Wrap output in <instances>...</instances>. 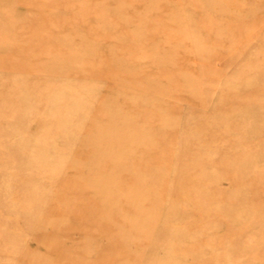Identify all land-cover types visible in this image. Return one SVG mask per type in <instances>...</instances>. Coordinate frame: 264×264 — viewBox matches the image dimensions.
Segmentation results:
<instances>
[{"label":"rangeland","instance_id":"1","mask_svg":"<svg viewBox=\"0 0 264 264\" xmlns=\"http://www.w3.org/2000/svg\"><path fill=\"white\" fill-rule=\"evenodd\" d=\"M154 1L162 9L157 8L155 17L145 19L144 25L139 22L132 27L142 26L144 35L140 42L146 39L147 33L153 36L151 46L142 45L140 51L147 55V61L154 60L163 47L175 55L166 59L162 67L150 64L144 67L152 75L170 72L173 76L191 79L195 85L189 84L187 87H191L180 91L182 94L173 91L166 96H154L131 89V80L116 77L109 70L88 78L76 71L74 63L63 66L55 59L48 65V71L60 68V74H36L43 79L42 83L37 77L32 81L39 84L38 90L47 91L54 84L61 88L59 91H51L42 98H27L22 91H12L14 107L5 115L7 120L0 124V153L14 154L10 164L0 166V264H202L207 255L215 253L218 245L225 241L229 242V247L222 261L211 264H264V93L255 92L251 87L264 85V66L260 70L256 65L264 58V50L255 52L254 48L264 36V0ZM72 2L84 4L87 11L84 19L75 17L74 25L91 23L101 18L105 10L112 12L115 7L127 5L123 1L111 7L102 0ZM12 7L9 6L4 15H9ZM15 11L22 18L26 15L23 6L15 7ZM48 24L42 30H46ZM237 30L240 31L238 38H232ZM83 35L91 38V42L98 38L94 27L87 28ZM171 37L175 41L170 40ZM20 41L14 42L16 47ZM98 48L95 44L90 50ZM64 49V46L59 47V50ZM68 68L74 70L73 77L64 74ZM155 75L151 79L160 82ZM235 79L239 83H233ZM0 82L22 85L19 78L1 70ZM160 85L159 93H163L166 86ZM124 87L130 99L120 95ZM229 91L242 92L234 99L235 103H241L245 94L254 91L256 105L240 107V114L215 115L217 107L229 101L223 95ZM168 95L172 98H167ZM132 99L140 101L137 110H130L135 115L148 112L157 103L174 107L173 115L160 111L151 121L135 122L137 126L145 124L152 128L150 134L164 144V156L170 159V164L163 166L157 154L147 155L146 143L123 135L120 124L110 123L96 138L98 144L106 136L113 138L111 156L125 163L124 171H141L134 176L136 186L132 187V180L122 179L124 173H117L93 188L94 197L108 198L104 204L116 206L124 198L122 190L136 187L139 191L137 202L134 198L130 207H122L117 216L108 220L109 226L120 230L123 223L130 220L150 227L145 232L130 234L124 246L109 260L101 250L112 238L89 217L60 216L67 204L56 197L52 184L57 180L81 182L86 179L89 170L66 168L80 153L81 144L89 140L86 133L95 124L96 112L103 102L112 108H122L123 101ZM33 118L51 120L43 138L39 137ZM181 144H186L188 153L180 149ZM232 151L236 153V161L228 168H213L209 164L216 158L233 159ZM2 158L0 155V161ZM101 158L98 148L87 157L90 165L98 164ZM136 159L143 161L138 165L133 162ZM181 168L196 171L172 180ZM194 182L189 196L202 204L186 209L184 202L188 197L181 190ZM169 186L178 188L175 195L169 196ZM107 192L115 193L106 195ZM161 196L172 199V206L178 212L169 216L163 211L158 213L154 198ZM208 196L221 199L206 202ZM49 207L54 208L53 212ZM101 217L106 218L103 213ZM202 219L206 220L203 229L189 231L188 235L187 228ZM189 237L202 240L187 249ZM53 240L55 242L51 243ZM173 244L179 247L178 252L167 257L166 249ZM209 244L215 247L214 251L207 250ZM141 253L142 259L125 257Z\"/></svg>","mask_w":264,"mask_h":264},{"label":"bare ground","instance_id":"2","mask_svg":"<svg viewBox=\"0 0 264 264\" xmlns=\"http://www.w3.org/2000/svg\"><path fill=\"white\" fill-rule=\"evenodd\" d=\"M102 1L109 7L114 6V4L119 1H123L127 5L115 7L112 12L105 10L101 18H98L91 23H79L74 25L76 16L79 19H84L86 16L87 11L85 9V5L82 3L75 4L72 0H9V2L8 0H0V13H2V15H0V70L12 75L14 78H19L22 83L19 87L14 84L0 82V124L7 120L4 118L5 115L14 107V91L24 92V94L27 95V98H42L43 95H47L51 91H59L61 89L59 86L52 84L47 91L45 88L38 90L39 84L36 83L35 80L32 81L33 77L38 76L36 74L45 75L46 72L53 73V75L60 74V68L54 70L53 72L48 71V65L55 59H58V64L63 66L74 63L77 67L76 71L88 78L98 77L101 73L105 72V70H109L116 77H122L126 81L131 80L129 81L131 89L154 94V96H166L168 93L173 91L184 92L193 85V81L191 79L173 76L174 74L171 75L170 72H155L156 75H152V73L144 67L147 64L153 65L154 67H162L165 65L166 59L168 61L169 57L171 58L175 55V52L172 51L170 54L168 48L165 47L164 49L163 47V49L156 53L157 56L154 60L147 61V55L140 51L142 45L147 47L151 46L150 43L153 36L147 33L145 34L147 36L146 39H144L143 42H140L141 36L144 35L143 29H141L142 26L139 25L137 29H132V27L134 24H138L139 22L144 25L145 19L147 20L155 17L154 11L157 8H160V10L162 9L160 6H156L154 0ZM67 5H69L70 8L66 9L65 7ZM9 6H13L10 14L4 15L3 12L9 8ZM18 6H23L25 8L26 15L23 18L15 11V7ZM46 23H49L48 28L46 30H42V27L45 26ZM93 27L98 32V38L94 41L95 43L91 42V38L88 39L85 35H83V32L87 28ZM228 27L229 26H227V28ZM239 34L240 31L237 30L235 33H232L231 37L238 38ZM17 37L21 40V44L16 47L14 42L18 40ZM170 40L175 41L173 40V37H171ZM258 40L259 41L257 42L256 47H254L255 52L264 50V36H261ZM237 43L238 42L235 44ZM95 44L99 46V48L97 50H90L91 45ZM60 46H64L65 49L59 50ZM256 65L257 67L260 66L258 69L261 70L264 66V58L259 59ZM69 69L70 68L66 69L64 72V74L68 77L74 74V70L69 71ZM154 75L156 76L154 78L160 82L153 81L151 79ZM171 76H173V78H170ZM38 79L40 83H42L43 79ZM233 83L239 82L235 79ZM160 84H164L166 86V90L163 91V93H159L161 87ZM175 84L178 85L174 86ZM189 84L191 86L187 87ZM41 87H43V85H41ZM251 87L255 89V92L256 90H261L260 92L264 93V85ZM253 93L254 91H250V93L245 94V98H242L243 101L241 103H235L234 99L237 96H241L242 92L240 94L230 91L223 93L226 98H229V101L218 106L215 111V115L217 113L224 115L232 113L240 114V107L247 108L251 105H256L255 102L257 97H254ZM127 94L128 92L126 93V88L124 87L120 92V95L128 97ZM176 94L179 93L176 92ZM158 97L160 98V96ZM168 97L169 95L167 98ZM169 98H172V96ZM127 99H130V97ZM139 104L140 101L138 102L137 100H125L122 103V108H112L108 106L107 102H103V105L96 112L93 119L95 124L86 133L89 140L86 143L84 142L81 144L80 153L76 156V158L67 163L66 168V170L73 171L89 170L90 174L81 182H71L70 180L64 179L62 181L57 180L52 184L56 190V197L61 201H65L67 204L62 212L59 213L60 216L67 218L89 217L91 220H94L93 222L99 224L100 229L105 232L107 236L112 238L108 246L101 250L105 258L109 260L124 246V244L128 241L130 234L135 233V231L136 233H140L141 231L145 232L150 227L146 224H137L130 220L125 221L123 223V228L120 230L109 226L108 220L117 216L122 207H130L129 205L136 201V196L139 191L136 187L132 190H122L120 193L124 198L121 199V204L116 206L112 204H104L108 198L94 197L91 193L93 188L97 184L113 177V175L117 173H124L122 179L132 180V187L136 186L134 183V176H138L141 171L136 170L132 173H128L124 171L126 168L125 163L116 157L111 156L110 146L113 138L106 136L99 144L96 143V138L104 132L106 126L110 123L116 125L120 124L119 128L123 135H130L131 138H134V140L137 139L142 143L143 141L146 143V151L144 150V152L147 155L152 153L157 154L159 155L160 163L163 166L170 164V159L164 156V144L162 145L161 141L155 139L154 136H151L150 129L152 128L145 124L142 127L137 126L135 122L145 120L151 121V119L158 115L160 111H163L168 115H173L174 107L171 104L162 105L163 103H157L153 108H150L148 112L141 111L139 112V115H135L134 112L132 113L130 110H137L135 108ZM32 123L38 127L37 130H39V137L43 138L45 136L44 131L51 125V120L49 118H33ZM236 123L237 122L234 124ZM235 128L236 127L233 125L232 129ZM179 147L184 153H188L189 148L186 144H181ZM97 148L100 150L102 158L98 164L90 165L87 157L91 156L92 151ZM232 153H234V151H232ZM0 155L3 157V160L0 161V166H7L14 159L13 153L2 152ZM142 161L143 159L133 160V162L138 165H140ZM235 161L236 153H234L233 159L216 158L210 160L209 164H211L213 168H228L232 165V162ZM89 167L90 169H88ZM160 169L163 170L167 168ZM181 169L182 170L177 171L176 174L172 176V180L193 175L196 171L195 169L189 168ZM249 181L250 180L246 183ZM195 183L196 182L191 185L188 184L187 188L184 187L181 190L182 193L187 194L188 197V200L184 202L186 209H191L202 204L196 202L191 198V196H189V194L191 195V188L195 185ZM177 189L178 188H175V186H169L167 188V190H169V196L172 194L175 195V193H177ZM119 191L116 193H119ZM109 193L115 192H107L106 195ZM212 197L208 196L205 201L216 202L218 199H221V197L218 196ZM133 199L135 201H133ZM154 200L158 213L163 211L165 215L169 216L178 212V210L172 206L174 205L172 203V199H168L166 196H161L160 198H154ZM167 205L169 207L165 208ZM48 210L53 212L54 208L49 207ZM102 213L106 218H99ZM215 213L219 215L218 210H215ZM204 222L206 223L205 219L192 223L187 228V234L189 235V231L191 232L197 230L198 228L203 229L205 225ZM149 223H152V217H149ZM200 239H198V237H195L194 239L190 238L187 249L196 246L195 244L199 243ZM50 242L54 243L55 240ZM244 242L247 243L248 240H244ZM209 246L210 247L207 250L214 251L215 247L210 244ZM228 247L229 242L225 241V243H220L218 245V250L215 251V253L210 252L202 264L221 262L222 255L226 252L225 249ZM177 249H179L177 244L171 245L170 248L166 249V252H168L167 257L176 255V252H178ZM129 256L134 259H142V253L140 255H135L136 257L132 256V254H128L127 256L125 255L126 258Z\"/></svg>","mask_w":264,"mask_h":264}]
</instances>
